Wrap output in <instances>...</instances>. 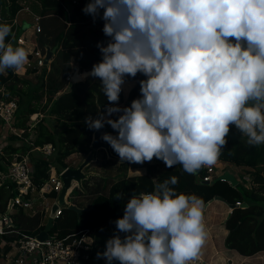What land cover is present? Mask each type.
Wrapping results in <instances>:
<instances>
[{
  "label": "clouds",
  "instance_id": "obj_1",
  "mask_svg": "<svg viewBox=\"0 0 264 264\" xmlns=\"http://www.w3.org/2000/svg\"><path fill=\"white\" fill-rule=\"evenodd\" d=\"M82 12L94 23L101 19L108 38L96 45L101 60L80 78H98L109 104L84 123L116 131L100 139L120 161L155 157L195 175L218 162L233 125L249 146L264 145V0H89ZM10 35L11 25L0 24V73H19L29 63V50L6 43ZM137 74L146 77L140 95L121 107L123 86ZM177 183L172 176L152 192L132 194L96 258L106 264L198 260L207 239L205 202L177 193Z\"/></svg>",
  "mask_w": 264,
  "mask_h": 264
},
{
  "label": "trees",
  "instance_id": "obj_2",
  "mask_svg": "<svg viewBox=\"0 0 264 264\" xmlns=\"http://www.w3.org/2000/svg\"><path fill=\"white\" fill-rule=\"evenodd\" d=\"M88 2L89 0H0L3 9L0 24L12 27V35L6 38V43L11 41L13 46H17L15 39L20 29L12 25L13 19L19 11L28 7L40 16L41 29L36 47L44 54L47 48H55L51 61L44 66L38 84L26 76L35 72L36 67L26 69V75H20L12 69L0 73V86L3 87L0 90V101H17L11 126L25 130L22 138L9 131L11 126L3 125L5 132L7 130V134L3 136L5 139L7 137V142L0 145V170L14 159L22 160L26 156L32 164V178L38 187L46 181L50 165L60 170L66 165L64 160L69 155L73 154L74 158L75 153H78L84 159L92 151L95 130H90L84 123L85 117L91 115L96 118L100 108L109 104L98 78L88 76L80 80H66L67 75L75 69L78 72H89L93 64L101 60L97 43H106L108 39L102 32L104 22L97 18L94 23L90 15L82 12ZM91 24H95V27ZM145 78L137 74L135 78L127 79L134 82L125 97L121 93V107L130 106L131 101L139 97V81ZM35 113L43 115L34 126V138L28 140L27 122ZM118 115L113 114L111 118L116 119ZM51 116L59 125L56 132L50 129L47 117ZM105 132L117 135L109 125L102 128V134ZM45 143H51L55 147L52 155L44 156L36 149ZM110 151L113 155L111 157L107 156L103 148L93 151L92 160L85 166L92 168L89 175L79 186L71 188L67 200L81 211L61 208L49 232L56 237H65L79 231H90L94 240L91 258L86 264H106L102 258L97 259L96 254L104 251L106 240L116 231L113 221L123 216L126 202L132 194L152 192L155 183H162L172 176L178 177V183L172 186L177 193L195 194L205 203L216 195L221 196L228 204L246 202L247 205L243 207H234L226 217L224 226L228 233L224 245L244 256L264 251V145L249 146L247 137L234 125L230 126L227 144L221 149L219 159L254 169L250 171L251 178L258 186L232 184L217 176L212 179L214 182L203 183L205 168L202 167L197 174L192 175L185 172L180 164L168 168L165 163L157 167L155 163L145 162L147 165L142 172L130 174L129 167L137 164L120 161L111 146ZM14 192L10 193V198L15 197ZM117 193L122 194L121 199H116ZM55 195L52 192L50 197L54 199ZM7 205L8 202L5 209ZM27 210L29 209L13 205L9 213L11 224L3 225L5 233L0 235V240L4 238L13 241L22 235H36L44 228L47 218L39 212L30 214ZM5 248L7 250L8 246Z\"/></svg>",
  "mask_w": 264,
  "mask_h": 264
},
{
  "label": "built area",
  "instance_id": "obj_3",
  "mask_svg": "<svg viewBox=\"0 0 264 264\" xmlns=\"http://www.w3.org/2000/svg\"><path fill=\"white\" fill-rule=\"evenodd\" d=\"M76 2V0H72ZM25 9H28L27 7ZM35 21L34 30L36 33L40 31V16L33 14ZM13 24H16V19H13ZM20 41V39H18ZM31 56L36 59V65L44 67V56L40 49L35 47L30 52ZM27 65H31L30 59ZM73 72L67 75L66 80L73 78ZM17 108L15 99L9 101H0V123L11 126L14 118V113ZM44 156L52 155L55 147L51 143H45L36 147ZM73 155V154H71ZM69 155L68 157L73 159ZM67 157V158H68ZM74 160V159H73ZM66 165L60 170L50 165V170L46 181L42 186L38 187L32 178V164L28 157H23L22 160H13L4 170H0V189L6 188L10 193L15 191L18 196L12 197L13 205H18L27 208L32 214L39 212L43 217H46L50 211L53 201L56 199L62 187L61 173L71 166L68 160H64ZM206 170V175L202 180L210 181L214 178V168L203 167ZM55 192L54 199L50 194ZM34 193H37L34 196ZM42 200H39V198ZM46 198L52 200L50 204L45 201ZM41 209L33 208V204L38 202ZM240 203V202H237ZM61 208L57 210L56 216L59 215ZM11 219V218H10ZM3 225H8L5 216H0V235L4 234ZM6 246L8 249L6 250ZM93 246V238L90 231H79L67 235L65 237H56L49 234L46 240H39L36 235H22L21 237L8 241L2 238L0 240L1 264H86L91 258V250ZM104 262L106 263L105 259ZM202 256L198 260L190 262V264L204 263Z\"/></svg>",
  "mask_w": 264,
  "mask_h": 264
},
{
  "label": "crops",
  "instance_id": "obj_4",
  "mask_svg": "<svg viewBox=\"0 0 264 264\" xmlns=\"http://www.w3.org/2000/svg\"><path fill=\"white\" fill-rule=\"evenodd\" d=\"M25 8L19 11V13L15 16L16 24H12L17 29H20V33L15 39L17 42V46L18 45L23 46L27 50H29L28 59H30L31 61V65H25L24 72L22 71L21 73L20 72L18 73L20 75H26L25 73L26 69H32L35 67L32 66V60L34 56H30V52L34 49L38 37V33H36L34 30L35 24L27 25L28 27L26 26L24 28V26L21 23L22 19L27 20L26 16L21 17L22 12H27V14L29 13L31 15L32 14L36 15V13H33L30 8L28 7H27L28 9ZM91 25L92 26L94 25L93 27H95V24H91ZM18 39H20V41ZM32 73L36 75L39 74L38 68L35 72ZM30 74L31 73L26 75L29 79H31L29 76ZM2 88L3 87L0 86V90ZM2 144L4 145L3 142H0V145ZM156 159L157 158L154 157L153 162H149V163L152 164L155 163L157 167L160 166L162 163H164V162L156 161ZM146 165L147 163L145 162L143 164H137L136 166L131 165L129 167V173L130 174L140 173L145 169L144 166ZM252 170L254 169H248L247 167L244 166H237L233 163L223 162V165L220 167V172H217L215 170V176H219L224 172H228L233 176V179L236 182V184L241 183L245 187L258 186L259 184L254 183L253 180H251L252 174L250 173V171ZM231 210L232 209L230 208L229 204L226 201L215 199L214 197L205 203V209L203 215H204V224L207 231V239L201 251V256L205 261L204 264H264V251H260L254 255L244 256L239 254L237 251L233 249H229L225 247L224 240L228 233V230L224 226V221L226 220V217L231 212ZM0 216H5V215L3 213L0 214Z\"/></svg>",
  "mask_w": 264,
  "mask_h": 264
},
{
  "label": "water",
  "instance_id": "obj_5",
  "mask_svg": "<svg viewBox=\"0 0 264 264\" xmlns=\"http://www.w3.org/2000/svg\"><path fill=\"white\" fill-rule=\"evenodd\" d=\"M4 1L6 2V0H4ZM54 50H55V48H53V49L47 48L45 56H44V64L45 65L51 61ZM86 72L87 71H84L83 73H86ZM72 75H73V80H80L81 79L80 78L81 76H77V70H75ZM104 109H105V107H101L99 112L104 111ZM101 135H102V129L94 131L91 146L94 150L98 149V148H103L105 150V152L107 153V156L111 157L112 154L110 151V145L107 142H104L100 139ZM92 158H93V151H91L78 166L68 167L61 173L62 187H61L59 193L57 194L56 199L53 201V203L50 207V211H49V214L47 216L44 228L36 234L37 239L43 241L49 237V232L52 228L53 220L56 217V213H57V210L59 208L68 207V208L74 209L78 212L81 211V209L78 208L76 205L67 202L66 196L73 186L81 184V181L87 177V175L84 173V167L88 163H90ZM217 178L228 180L232 184H236V182L233 179V176L228 172H224L223 174L217 176ZM202 182L203 183H212V182H214V180H210V181L202 180ZM214 198L225 201L221 196H218V195L214 196ZM245 205H247L246 202L229 204L231 209H233L234 207H238V206L243 207ZM12 207H13V199L10 198L8 201V205L4 211V215H5V218L7 220L8 225L11 224V219H10L9 213H10V210L12 209ZM113 264H118V262L114 261ZM201 264H204V263H201Z\"/></svg>",
  "mask_w": 264,
  "mask_h": 264
},
{
  "label": "rangeland",
  "instance_id": "obj_6",
  "mask_svg": "<svg viewBox=\"0 0 264 264\" xmlns=\"http://www.w3.org/2000/svg\"><path fill=\"white\" fill-rule=\"evenodd\" d=\"M3 13V9H2V5L0 6V14H2ZM23 16H26L27 17V20L25 19H22L21 20V23H22V25L24 26V28L27 26V25H34L35 24V21H34V18H33V14L31 15V14H27V12H22L21 13V17H23ZM28 22H30V23H28ZM28 27V26H27ZM21 28H23V27H21ZM32 66H35V67H37L38 68V72H39V74H33V73H31L29 76H30V80L32 81V82H35V84H38L39 82H40V80H41V77H42V73H43V71H44V67H40V66H37L36 65V59L35 58H33V60H32ZM22 72V71H21ZM20 72V73H21ZM23 72H24V70H23ZM80 74H83V72H79ZM78 73V74H79ZM133 82L134 81H126V84L123 86L124 87V91L122 92V96L123 97H125L126 96V94L129 92V89L131 88V86H132V84H133ZM31 85H34V83H31ZM44 101V99H42V102ZM42 115L43 114H40V113H35V114H32L30 117H29V119H28V122H27V124L29 125V130H28V132H29V135L27 136V138L26 139H28V140H30V138L32 139V138H34V133H35V131H34V126H35V124H36V122L42 117ZM16 117H18V116H16ZM16 117H15V122L17 121V119H16ZM47 119H49V123H50V129L53 131V132H56V129H58L59 128V125H58V123H57V121L51 116V117H47ZM14 121V120H13ZM15 122H14V124H15ZM5 126V125H4ZM11 130H9L10 132H14L15 134H17L18 136H24V129L23 128H16L15 126H14V128L11 126V128H10ZM4 134H7V130H6V132H5V127H3V124H1L0 123V142H3L4 144L7 142V137H6V139H5V137H3L4 136ZM23 138V137H22ZM5 141V142H4ZM1 146H3V144L1 145ZM1 149V148H0ZM92 151H94V149L92 148ZM38 152H40V151H38ZM107 154V153H106ZM71 156H73V155H71ZM93 156H94V152H93ZM74 159V160H73ZM73 159H71V158H66V160H68V162L67 163H69L71 166H73V167H76V166H78L82 161H83V158H82V156L80 155V154H78V153H75V156H74V158ZM15 160V159H14ZM156 161H162V160H159V159H156ZM151 162H153V160L151 161ZM223 162L224 161H222V160H220V159H218V162L213 166V168H214V174H215V170L217 171V172H220V167L223 165ZM92 169V168H91ZM90 168H85L84 167V173L86 174V175H89V173H90V170H91ZM2 170H4V169H2ZM50 170V169H49ZM91 172H94V171H91ZM252 180V179H251ZM80 185V184H79ZM79 185H77V186H79ZM76 191V190H75ZM15 194H14V196L16 197V196H18V194H17V192H14ZM71 193V192H70ZM37 195V193H34V196H36ZM69 192H68V194H67V196H66V201L69 199ZM10 199V190L9 189H6L5 187L3 188V189H1L0 190V214H3L4 213V210H5V204H6V202L8 201ZM39 200H42V198L40 197L39 198ZM45 201L46 202H48V204H50L51 202H52V200L51 199H49V198H46L45 199ZM68 202V201H67ZM33 208H36V209H41L42 207H41V205L39 204V201L38 202H36V203H34L33 204ZM28 212L30 211V210H27ZM48 214H49V212H48ZM48 214H47V216H48ZM47 216L45 217V218H47ZM50 234V233H49Z\"/></svg>",
  "mask_w": 264,
  "mask_h": 264
},
{
  "label": "bare ground",
  "instance_id": "obj_7",
  "mask_svg": "<svg viewBox=\"0 0 264 264\" xmlns=\"http://www.w3.org/2000/svg\"><path fill=\"white\" fill-rule=\"evenodd\" d=\"M77 76H81V74L79 73V74H77Z\"/></svg>",
  "mask_w": 264,
  "mask_h": 264
}]
</instances>
